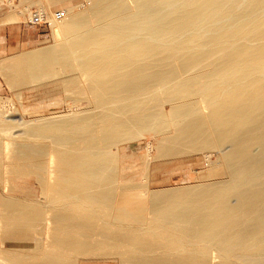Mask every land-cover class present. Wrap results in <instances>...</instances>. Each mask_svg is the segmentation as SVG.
<instances>
[{"label": "bare ground", "instance_id": "bare-ground-1", "mask_svg": "<svg viewBox=\"0 0 264 264\" xmlns=\"http://www.w3.org/2000/svg\"><path fill=\"white\" fill-rule=\"evenodd\" d=\"M44 1L66 5L51 19L55 42L18 55L6 82L59 65L44 98L69 92L87 105L54 122L52 145L0 124L2 190L24 170L41 187L35 199L1 195V231L26 249L10 259L77 263L99 228L96 247L115 239L120 264H264V0H86L90 15L76 0ZM144 133L158 137L155 164L211 150L218 160L199 184L143 190L119 146Z\"/></svg>", "mask_w": 264, "mask_h": 264}, {"label": "rangeland", "instance_id": "rangeland-1", "mask_svg": "<svg viewBox=\"0 0 264 264\" xmlns=\"http://www.w3.org/2000/svg\"><path fill=\"white\" fill-rule=\"evenodd\" d=\"M126 1L131 2V0H126ZM8 2H10L11 4ZM131 3H129V5H132ZM88 4L86 0H76L74 2L73 9L76 11L78 10L82 14H85V13L89 14ZM0 5H1L0 7V63L2 64V65L0 64V68L1 66L3 67L5 65L3 67L4 69L2 68L0 69V113H1L0 118L2 120L0 124L1 126L3 125L9 126L10 124L13 125L15 128L11 127L10 129L15 131V133L11 130L10 131L17 135V130H18L17 137H20L21 134L23 135L27 132L26 134L28 135H31V134L32 136L34 135V137L30 136L31 139L29 138V140H33L31 141L32 143L37 140L38 141L37 144L42 145V142L40 140H44L45 143L44 141L43 143L45 145L49 144V142L52 145L54 141L51 140V137L56 140L54 136L55 131L52 132V129H54L53 127H55V124L56 125L59 124V121L61 123L62 120L63 119L65 120L66 118H67L66 121L68 119L72 120V116L74 115L75 117L76 114L75 113L72 114L71 110L69 109L70 108L69 106L72 107L73 105L75 106L78 105L76 106L78 108H75L76 111L81 110L80 108H83L85 105H87L86 104L87 102L85 99L86 97L76 96L74 98L73 96L75 95L68 92L67 94L69 95L65 93H61L58 97H52V100L51 98H46V97L44 98L43 88L47 87L50 83H52L54 80H56L57 78H59L60 76L64 74V71H62L63 69L61 68L62 66H59V65L56 66L57 70L55 72H52L51 70H43L42 72H38V74H35V75L28 74L25 77L17 76L18 79L16 78V82L14 83L6 82L5 71H8V68L10 70V67L13 65L15 58L18 55L23 54L30 50L39 48L41 46L53 44L55 42L51 34V26H52L51 25L52 24L51 15L53 12L61 10L62 9L61 7H64L66 5L63 3L47 4L45 3L44 0L42 1L41 0H37V1L36 0H26V1L25 0H9V1L0 0ZM84 7H86L87 9ZM35 11H40L39 12L40 14L43 13L40 15L42 16V19L45 22L43 26L38 25V24L28 23V19L30 17L29 13L32 12L35 14L36 13ZM8 14L16 15L15 16L16 19L13 22L7 23L6 21H4V18ZM102 14L104 16L105 12ZM23 27L30 31H33L32 33H34L35 31H38V37H35V39L27 45L18 44V40H19L18 31L19 29L21 30ZM75 55L76 53L72 54V56H75ZM6 67H7V70H6ZM61 72L63 74H61ZM52 74L54 75V77ZM55 74H58V75H55ZM30 89L33 91H29ZM161 92L162 90H160L159 95L164 96V94ZM83 99L85 100V102ZM168 107H169V103L164 101L163 99L161 110L165 111L168 109ZM61 113L63 114L62 116H61ZM77 114H80V113L78 112ZM39 116L42 118H40ZM43 118H44V121L41 120ZM28 119L30 120L29 123L27 122ZM47 119L49 122L47 121ZM35 120L37 121L35 122ZM50 122L52 123L50 124ZM42 128H44L45 130ZM20 129L22 131L25 129L24 131L26 132L24 131L21 132ZM48 129H51V130H48ZM47 130L48 132H46ZM68 131L66 130L65 137L70 138L71 136L75 135L73 132H68ZM71 131H74V130H71ZM48 134H50L51 136L50 135H49L50 137L47 136ZM152 134L153 133H144L137 140L132 141V142H126L125 144L122 145V147L119 146V148H121V150L119 151L122 157L120 166H123L124 172L128 173L129 175H133L134 179L133 181L132 180L130 181H132V183L134 182L136 185L141 184L139 185V187L141 186L143 190L147 189L149 191H153V190H159V189L162 190V189H167V188H178L181 186H190V185L199 184L205 181L204 175L206 174L207 169L211 166L210 163H216V161L218 160L219 154L216 151L213 152L211 150V151L203 152V155L202 153H200V154L186 157L185 159L183 158L182 160H178V161L172 159L167 162H160V163L155 164L154 162H152L153 157L156 154V149L153 146L155 145V142L158 140V137H156L155 134L153 135ZM44 135L46 136L45 139L43 138ZM36 137L37 139L34 140ZM46 138L48 139L47 140L48 142L46 141ZM145 144L147 145L145 146ZM149 146L150 148H148ZM151 155H152V158H151ZM207 155H209L208 158L206 157ZM151 159L152 161H150ZM21 175L22 176H18V178L13 179L14 176L7 174L8 186L6 185L5 191H3L1 187V183H0V198L3 192L11 196L18 197L19 199L24 198L26 200L35 199L41 195V192H40L41 187L37 182L36 176L33 173H30L25 170H24V173ZM144 186H146V189H144L145 188ZM43 214L44 215L47 214V216H49L50 211H44ZM44 215L42 216V218L45 217ZM44 219L45 218H43V220ZM99 230L100 229L98 228L96 230L98 232L95 231V233H97L94 235V237L97 236L95 237V240L89 241V246L91 248L89 249L88 254L87 253L86 255L84 254L85 256L81 255L82 258L87 257V259L85 260L84 258L83 259L80 258L81 260H79L77 263L75 262L74 264H120L118 258L113 257L114 253H117V251L120 250L119 244L115 239L109 240L106 247H103V248L96 247V244L101 242L103 239L102 236H99V232H100ZM45 234L48 235V231L46 228H44V223L41 225L39 224L33 236H34L35 241L38 240L37 244L39 245V247H41L39 248L41 252L48 249V245H47L48 237H46ZM11 237L12 236L10 233L2 232L1 227H0V264H15V263L16 264H44V262L42 261V258H38V259L29 258V259H24V260L10 259L8 253L13 252L14 250L20 251V252L26 251V249L24 248H21V249L13 248L14 245L11 242ZM29 251L31 250L28 249V252ZM105 255H110V256L104 257ZM38 256L41 257L40 255ZM70 264H73V263H70Z\"/></svg>", "mask_w": 264, "mask_h": 264}, {"label": "crops", "instance_id": "crops-1", "mask_svg": "<svg viewBox=\"0 0 264 264\" xmlns=\"http://www.w3.org/2000/svg\"><path fill=\"white\" fill-rule=\"evenodd\" d=\"M18 36H19V40H18V44L20 45H27L29 43H31L35 37H38V31H35L34 33H32L33 31H30L26 28H22L21 30L19 29L18 31Z\"/></svg>", "mask_w": 264, "mask_h": 264}, {"label": "built area", "instance_id": "built-area-1", "mask_svg": "<svg viewBox=\"0 0 264 264\" xmlns=\"http://www.w3.org/2000/svg\"><path fill=\"white\" fill-rule=\"evenodd\" d=\"M51 18L54 20V21H60L62 18H63V12L61 10L59 11H55L52 13L51 15ZM28 23H31V24H38V25H44L45 22L43 21L42 17H30L28 19Z\"/></svg>", "mask_w": 264, "mask_h": 264}]
</instances>
